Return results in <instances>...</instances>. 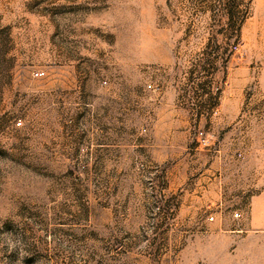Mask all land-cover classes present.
Wrapping results in <instances>:
<instances>
[{"label": "rangeland", "instance_id": "rangeland-1", "mask_svg": "<svg viewBox=\"0 0 264 264\" xmlns=\"http://www.w3.org/2000/svg\"><path fill=\"white\" fill-rule=\"evenodd\" d=\"M0 264H264V0H0Z\"/></svg>", "mask_w": 264, "mask_h": 264}]
</instances>
